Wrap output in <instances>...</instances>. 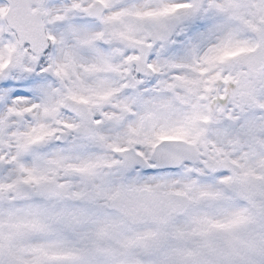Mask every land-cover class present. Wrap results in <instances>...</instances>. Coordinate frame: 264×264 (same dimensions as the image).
Returning <instances> with one entry per match:
<instances>
[{
	"label": "snow or ice",
	"instance_id": "1",
	"mask_svg": "<svg viewBox=\"0 0 264 264\" xmlns=\"http://www.w3.org/2000/svg\"><path fill=\"white\" fill-rule=\"evenodd\" d=\"M0 264H264V0H0Z\"/></svg>",
	"mask_w": 264,
	"mask_h": 264
}]
</instances>
